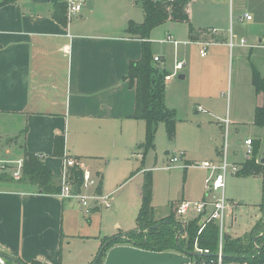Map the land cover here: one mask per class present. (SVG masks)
<instances>
[{
	"label": "crops",
	"instance_id": "1",
	"mask_svg": "<svg viewBox=\"0 0 264 264\" xmlns=\"http://www.w3.org/2000/svg\"><path fill=\"white\" fill-rule=\"evenodd\" d=\"M138 1L85 0L83 11L68 19L67 26L52 16L55 5L65 0H16L0 6L1 156L8 158L12 150H19L18 162L22 165L25 151L40 155L59 183L63 158L53 155L54 141L64 136L65 156L80 159L98 180L103 177V185L104 173L130 171L127 161L133 149L145 140L146 132L145 122L133 117L136 91L126 80L130 64L142 57V41L126 32L130 22L144 21V12L135 10ZM210 1V8L203 6L202 19L194 11L197 0L191 2L194 33H190L188 24L167 22L170 27L160 42L171 35L180 44H163L185 51L190 46L199 47L200 56L204 45L207 49L230 48L231 40V48L264 49L256 45L264 41V36H259L252 24L249 27L256 42L249 44L246 38L238 37L235 45L234 34L225 39L221 32L227 28V0ZM219 16L225 19L224 25L216 22ZM241 18L242 23L254 22ZM244 39L246 44L242 45ZM154 57L164 65L163 55ZM180 61L187 65L185 56L176 62ZM175 65L172 70L162 67L170 76L166 81L168 108L172 79L178 74L184 76L183 80L188 78V74H181L185 66L176 74ZM214 80L218 75L213 70L207 83ZM258 153L260 160L264 153ZM177 154L167 152V161L170 163ZM0 162H8L7 169L0 172V254L26 264H64L66 240L74 236V212L78 206L84 209L77 200L42 194L36 185L14 179L12 171L16 168L9 161ZM183 162L185 168L192 166L185 154L175 166ZM177 203L172 205L171 213Z\"/></svg>",
	"mask_w": 264,
	"mask_h": 264
},
{
	"label": "rangeland",
	"instance_id": "2",
	"mask_svg": "<svg viewBox=\"0 0 264 264\" xmlns=\"http://www.w3.org/2000/svg\"><path fill=\"white\" fill-rule=\"evenodd\" d=\"M211 4L210 0H197V5L194 6L197 18H201L205 12L203 6L208 5L210 8ZM225 4L227 28L221 32L225 39H230V35L234 34L235 45L240 37L246 38L249 44L256 42L249 24L255 26L259 36H264V0H227ZM135 10L143 13L141 0L136 2ZM245 14L251 15L254 22L242 23L239 17ZM216 22L224 25L225 19L219 16ZM167 27L170 25L163 24L153 30V55H163L165 67L171 70L176 61L184 59V56L187 59V65L181 74H188V78L182 80L179 79L180 74L175 76L167 93V100L176 111V139L174 142L168 139L166 127L161 123L155 150L147 155L144 164L141 161L143 150L139 144L132 150L134 157L131 152L127 161L130 171L126 174L114 171L104 173L103 194H113L112 207L98 208L87 216L78 206L74 212V236L69 237L64 246V264H92L104 241L121 231L125 233L137 228L136 219L141 207L140 192L147 171H151L153 176L152 207L157 221L169 216L172 205L176 202L202 200L207 194L206 180L211 176V171L201 166L205 162L214 161L216 165L217 162L222 163L225 155L230 165L225 195L231 203V213L228 212L226 218V233L234 239L250 235L263 215L262 178L239 177L232 173L231 167L234 162L240 169L246 161L247 138L254 139V146H259L264 153V127L253 124L255 107L261 105L263 99L256 94L251 83L253 69L260 74L264 73V49L240 50L237 47L212 45L207 49V58L203 59L199 47L190 46L186 51L180 47L176 50L173 45L160 42L165 38ZM164 65L163 61L159 63L161 68ZM213 70L216 71L218 80L208 84L207 77ZM1 152L3 150L0 149V154ZM167 152L185 154L192 166L185 168L183 162L179 167L166 169L169 166ZM20 156V151L15 149L8 158L0 155V159L19 168ZM93 174L96 186L90 192L97 193L100 180ZM3 262L24 264L4 257Z\"/></svg>",
	"mask_w": 264,
	"mask_h": 264
},
{
	"label": "trees",
	"instance_id": "3",
	"mask_svg": "<svg viewBox=\"0 0 264 264\" xmlns=\"http://www.w3.org/2000/svg\"><path fill=\"white\" fill-rule=\"evenodd\" d=\"M16 0H2L0 6ZM144 12V21L141 24L130 22L126 32L142 41V57L130 64L126 80L136 91V111L134 119L142 120L146 124L145 141L140 144L143 150V159L155 150L158 127L163 123L166 127L168 139L172 142L176 136V111L166 105V81L169 73L155 61L152 51L151 34L154 29L167 23L188 24L190 33H194L189 6L193 0H141ZM53 18L62 26H67V5L58 3L54 7ZM252 85L263 103L258 105L254 112L253 124L264 127V73L256 69L252 71ZM254 143V142H253ZM255 144V143H254ZM259 146H253V158L242 163L236 173L239 177L260 176L262 178L263 215L250 235L243 238H232L226 235L224 239V254L228 260L240 259L248 264H264V165L258 160ZM55 157L64 158L65 138L57 136L54 141ZM80 160V159H79ZM70 179L77 190L83 185V170L78 165L71 169ZM22 182L36 185L42 194L59 195L61 192V178L59 183L51 168L46 165L40 155L25 151L22 162ZM103 177L98 182L97 193L101 194ZM141 207L136 219L137 228L125 234L115 235L101 245L98 256L93 261L103 264L106 253L116 246H131L134 248L155 252L193 254L194 245L198 240L199 247L209 249L213 254L218 250L219 231L215 223L208 224L205 230L198 234L200 220H191L184 228L177 222L174 212L170 216L156 220L152 207L153 176L151 171L146 172V179L141 190ZM5 259H13L2 255ZM23 263L21 260H16ZM92 263V264H93ZM25 264V263H24ZM32 264H38L36 262Z\"/></svg>",
	"mask_w": 264,
	"mask_h": 264
},
{
	"label": "built area",
	"instance_id": "4",
	"mask_svg": "<svg viewBox=\"0 0 264 264\" xmlns=\"http://www.w3.org/2000/svg\"><path fill=\"white\" fill-rule=\"evenodd\" d=\"M231 1V0H230ZM67 5V17L71 19L79 15L84 8L85 0H65ZM242 20L251 21L253 18L249 14H245L241 18ZM162 43L170 42L175 46L180 44L179 41L175 40L171 35H168L166 40L161 41ZM184 44H188L185 42ZM241 44L245 45L246 40H241ZM204 45V44H202ZM257 46L264 47V41L258 42ZM207 46V45H206ZM203 46L201 50V56L204 57L207 55V47ZM231 47H233V42L231 40ZM155 61L159 62L160 58L155 57ZM185 66V62L180 61L176 62L175 71L176 74L178 71L182 70ZM174 74V75H176ZM170 76H167V80ZM247 147L246 150V160H250L253 155V140L247 139L245 141ZM183 155H176L170 159L169 166L166 169H171L175 165L179 164L183 159ZM80 166L83 170V185L81 190H77L70 179L71 169ZM8 167L7 163L0 162V172L6 170ZM10 167V166H9ZM202 168L211 171V176L206 180L207 194L206 198L202 201H189L182 200L180 201L175 208V217L177 222L184 228L190 223L191 220L199 219L200 220V229L198 234H201L208 224L215 223L218 226L219 231V242L218 250L214 254L209 249H203L199 247L198 240L194 245V253L185 255L179 254L190 259L188 264H248L246 261L240 259H230L228 260L224 254V239L226 235V218L228 212L231 213V203L226 199L225 190H226V177L230 165L227 162L226 155L223 158V161L220 165H215L210 162H205ZM232 173L236 174L239 169L237 166L232 165ZM12 176L14 179L20 180L22 177V165L19 168H16L12 171ZM61 178V192L59 197L64 200H77L84 209L86 215H91L93 210L96 208H111L113 204L112 195H104L98 193H91L90 190H93L96 185H94V179L92 173L84 168L81 161L77 158H71L64 155L63 158V172L60 176ZM97 184V183H96ZM220 194L218 196L217 194ZM194 254H200L201 256H194ZM0 263L4 264L3 257L0 254Z\"/></svg>",
	"mask_w": 264,
	"mask_h": 264
},
{
	"label": "water",
	"instance_id": "5",
	"mask_svg": "<svg viewBox=\"0 0 264 264\" xmlns=\"http://www.w3.org/2000/svg\"><path fill=\"white\" fill-rule=\"evenodd\" d=\"M136 1V0H133ZM179 79H184L180 76ZM259 163L264 165V154ZM193 255V254H192ZM194 256H201L194 254ZM190 259L175 253H155L131 246H116L111 248L103 264H188ZM93 264H97L94 262Z\"/></svg>",
	"mask_w": 264,
	"mask_h": 264
}]
</instances>
